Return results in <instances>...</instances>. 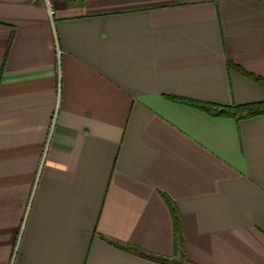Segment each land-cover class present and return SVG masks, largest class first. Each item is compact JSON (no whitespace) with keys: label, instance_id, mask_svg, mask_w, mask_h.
Listing matches in <instances>:
<instances>
[{"label":"crops","instance_id":"1","mask_svg":"<svg viewBox=\"0 0 264 264\" xmlns=\"http://www.w3.org/2000/svg\"><path fill=\"white\" fill-rule=\"evenodd\" d=\"M53 5L0 0V264H264V115L168 98L264 102V0Z\"/></svg>","mask_w":264,"mask_h":264},{"label":"trees","instance_id":"2","mask_svg":"<svg viewBox=\"0 0 264 264\" xmlns=\"http://www.w3.org/2000/svg\"><path fill=\"white\" fill-rule=\"evenodd\" d=\"M229 65L233 68L238 69L249 79L253 80L254 82L258 83L260 86L264 88V77L245 71L237 63L229 62ZM168 98L175 103L189 105L216 116L233 117V118H251L259 115H264V102L223 107L215 104H210V103H205L201 101L190 100L175 96H169ZM170 204H172V202ZM171 209L173 211L175 222L177 223V236L181 237L180 216L178 212L175 209H173V207H171ZM124 248L153 261H158L163 263L174 261V259H171L169 257L157 255L154 253H149L132 245L126 246ZM182 262L183 264H193L185 259H183Z\"/></svg>","mask_w":264,"mask_h":264},{"label":"built area","instance_id":"3","mask_svg":"<svg viewBox=\"0 0 264 264\" xmlns=\"http://www.w3.org/2000/svg\"><path fill=\"white\" fill-rule=\"evenodd\" d=\"M33 1H40V2H43L47 9H48V12L51 16L54 15L55 13V9H54V5H53V0H33Z\"/></svg>","mask_w":264,"mask_h":264}]
</instances>
